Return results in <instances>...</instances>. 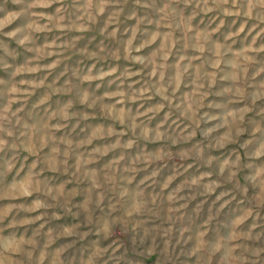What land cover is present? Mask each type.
Here are the masks:
<instances>
[{
    "label": "rangeland",
    "instance_id": "obj_1",
    "mask_svg": "<svg viewBox=\"0 0 264 264\" xmlns=\"http://www.w3.org/2000/svg\"><path fill=\"white\" fill-rule=\"evenodd\" d=\"M250 11L0 0V247L20 242L17 264H264Z\"/></svg>",
    "mask_w": 264,
    "mask_h": 264
},
{
    "label": "clouds",
    "instance_id": "obj_2",
    "mask_svg": "<svg viewBox=\"0 0 264 264\" xmlns=\"http://www.w3.org/2000/svg\"><path fill=\"white\" fill-rule=\"evenodd\" d=\"M224 3H227L228 0H223ZM233 7H237L239 5V0H232ZM249 14L244 17L245 21L253 19L251 15V9L257 5L264 6V0H247ZM239 11H237L236 15H239ZM264 22V21H260ZM242 26L241 30H243ZM3 145V141H0V146ZM29 193L25 192L24 195H28ZM23 258L24 260L29 259L28 252L22 247L20 242L9 243L3 247H0V264H17V258Z\"/></svg>",
    "mask_w": 264,
    "mask_h": 264
}]
</instances>
